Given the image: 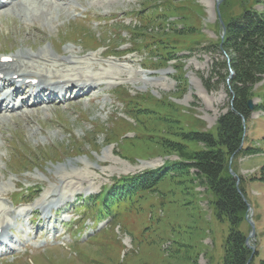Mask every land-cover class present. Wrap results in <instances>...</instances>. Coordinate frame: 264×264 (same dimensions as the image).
<instances>
[{"label": "rangeland", "instance_id": "rangeland-1", "mask_svg": "<svg viewBox=\"0 0 264 264\" xmlns=\"http://www.w3.org/2000/svg\"><path fill=\"white\" fill-rule=\"evenodd\" d=\"M69 1L70 9L50 7L53 15L48 8L33 17L20 15L11 7L0 14V55L43 48L63 63L73 50L78 63L96 64L97 70L88 64L86 72L125 67L137 78L113 76L92 95L74 93L39 106L28 99L27 113L0 115V188L6 187L0 189V218L21 222L15 227L24 231L15 236L25 243L0 264H223L230 224L218 219L213 194L193 171H174L155 191L115 201V217L92 200L124 177L180 162L163 137L182 140L194 125L217 134L218 119L232 98L223 79L228 71L221 66L227 56L212 44L220 41L229 18L264 5L255 0ZM127 49L136 51L127 54ZM263 83L254 87V109L264 100ZM122 89L125 98L132 96L129 105L117 93ZM251 118L243 147L256 153L230 157L228 170L244 179L251 208L241 229L247 237L255 232L249 244L258 250V264L264 259V108ZM52 193L63 198L53 207L61 210L52 222L36 215L30 226L32 211ZM33 195L38 197L31 201ZM20 214L21 221L15 220ZM53 234L54 243H45Z\"/></svg>", "mask_w": 264, "mask_h": 264}, {"label": "trees", "instance_id": "trees-1", "mask_svg": "<svg viewBox=\"0 0 264 264\" xmlns=\"http://www.w3.org/2000/svg\"><path fill=\"white\" fill-rule=\"evenodd\" d=\"M255 2L264 5L261 0ZM225 27V35L212 45L228 56V59L222 60L221 66L228 71L227 75L230 73L229 69L234 72L228 85L233 100L230 108L218 119L217 134L194 125L181 136L182 140L163 137L165 146L171 149L168 152L177 153L182 159L180 162H173L172 167L164 165L161 169L124 177L117 181L111 191L93 198L96 204H103L111 209L115 201L137 197L145 191H155L167 174L193 171L196 178L201 177L206 181L207 189L213 194L212 204L218 219L228 220L230 224L224 245L223 264H246L252 254L246 244L247 233L241 229L248 210L246 190L243 186L244 179L240 177L238 185L237 179L228 170V164L231 156L236 158L256 153L252 148L242 147V143L245 123H248L252 115L248 101L255 95V85L264 80V7L262 10L245 8L238 16L229 18ZM216 66L217 63L213 65V71ZM227 75L223 77L224 82H227ZM205 85L208 89L212 88L209 79L205 81ZM117 93L125 106L130 104L132 96L130 100L125 98L123 89ZM262 94L264 96V92ZM259 107L264 108V100L255 109ZM184 140L199 147L188 148ZM257 253L258 250L255 251L254 258ZM254 258L250 264H254ZM258 264H264V259Z\"/></svg>", "mask_w": 264, "mask_h": 264}, {"label": "bare ground", "instance_id": "bare-ground-1", "mask_svg": "<svg viewBox=\"0 0 264 264\" xmlns=\"http://www.w3.org/2000/svg\"><path fill=\"white\" fill-rule=\"evenodd\" d=\"M11 2L12 4L14 3V5H12V11H15L20 15L24 14V12H28L31 13L32 17L35 16L34 12H44L45 8H48L49 10L53 5L70 9L69 6L71 3L69 0H40L37 7L36 5L34 6L30 0H12L10 3ZM3 6H5V4L0 2V8ZM8 10L10 11V9ZM8 10L4 8L1 10L0 14L7 13ZM47 13H52L51 15H53L51 10H49ZM40 14L43 15L44 13ZM51 21L53 22L52 19ZM70 52H72V57H69L70 55H65L62 58L64 65L63 63H60L61 60L60 62H58V60L54 61L55 59L52 58L51 55L48 54L43 48L33 51L21 49L20 51L13 53L11 56L13 57V61L11 63L0 62V77L3 75L2 83L0 84V95L3 96L2 102H0V115L11 116L14 114L18 115L27 113L24 107L27 97L31 95L35 96V105H40L42 96L45 95L49 90H52L51 93L53 95L60 91L73 93L79 87L77 93V96L79 97L83 93L92 95V93L97 92V90H103V86H105V84L107 85V80L103 81L106 78H116L113 76H124L126 74H130L132 79L137 78L135 72L130 70L126 71L127 68L125 67H121L117 72L114 73L86 72L85 69L88 64L91 65L94 70H97L98 68L96 64L91 63V61L78 63V60L73 58V56H75L74 51L70 50ZM77 64H80V66L77 67ZM37 65H39V67L42 65L43 69L39 70ZM52 68H55V70L50 71ZM64 70L67 72H74L62 73ZM145 76L147 75L145 74ZM27 78H36L38 80V84L33 86L32 83H26ZM17 81H21V84L15 85ZM46 86L49 87L46 88ZM24 88L25 90H23ZM37 89L38 91H36ZM2 119L3 117L1 116L0 123H2ZM1 188L2 191H6V187L2 186ZM51 197H54L52 201L49 200ZM62 201L63 198L61 196H57L53 193L50 196L47 194L39 204V208H41L47 215L49 214L53 204H60ZM20 216L22 215L15 216L14 218L18 219ZM11 226V223L0 218V229H2V233L6 236V238L9 237Z\"/></svg>", "mask_w": 264, "mask_h": 264}, {"label": "water", "instance_id": "water-1", "mask_svg": "<svg viewBox=\"0 0 264 264\" xmlns=\"http://www.w3.org/2000/svg\"><path fill=\"white\" fill-rule=\"evenodd\" d=\"M224 33H225V27H224ZM233 74H234V72H233V70H231V74H230V76H229V78L227 79V82L229 83V81H230V79L232 78V76H233ZM233 100V99H232ZM248 105H249V108L251 109V110H254V101H253V99H250L249 101H248ZM244 121H245V118H244ZM233 157L234 156H231V159H233ZM232 172V171H231ZM233 173V172H232ZM233 175H234V173H233ZM236 179H237V182L239 183L240 182V179L238 178V177H236ZM250 209V207L248 208V210ZM246 218H247V220L250 222V224L252 225V227L254 228V222H253V220L252 219H250L249 217H248V215L246 216ZM255 235V232H254V230L252 231V232H250V234H249V236L246 238V244H247V246L250 248V249H252V254H251V256H250V258H249V260H248V262L246 263V264H250L251 263V261L253 260V258H254V253H255V248L254 247H252V246H250V244H249V239L251 238V237H253Z\"/></svg>", "mask_w": 264, "mask_h": 264}]
</instances>
